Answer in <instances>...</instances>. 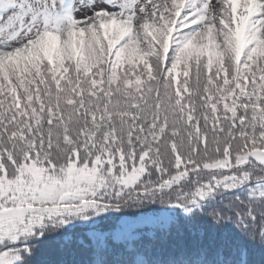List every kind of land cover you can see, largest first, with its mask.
Masks as SVG:
<instances>
[{
    "label": "snow or ice",
    "instance_id": "6c2138e0",
    "mask_svg": "<svg viewBox=\"0 0 264 264\" xmlns=\"http://www.w3.org/2000/svg\"><path fill=\"white\" fill-rule=\"evenodd\" d=\"M0 264H264V0H0Z\"/></svg>",
    "mask_w": 264,
    "mask_h": 264
}]
</instances>
